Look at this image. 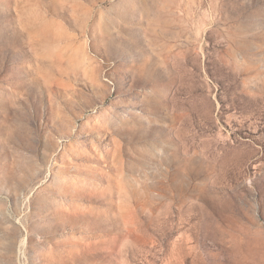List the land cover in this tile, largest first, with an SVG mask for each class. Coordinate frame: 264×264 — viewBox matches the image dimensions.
I'll use <instances>...</instances> for the list:
<instances>
[{"label":"rangeland","instance_id":"1","mask_svg":"<svg viewBox=\"0 0 264 264\" xmlns=\"http://www.w3.org/2000/svg\"><path fill=\"white\" fill-rule=\"evenodd\" d=\"M0 264H264V0H0Z\"/></svg>","mask_w":264,"mask_h":264}]
</instances>
